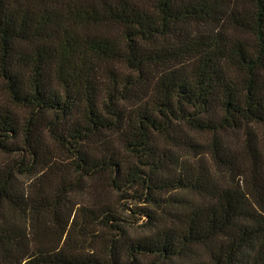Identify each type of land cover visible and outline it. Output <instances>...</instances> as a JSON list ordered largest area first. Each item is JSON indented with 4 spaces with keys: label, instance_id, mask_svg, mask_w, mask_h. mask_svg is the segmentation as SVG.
I'll return each mask as SVG.
<instances>
[{
    "label": "trees",
    "instance_id": "obj_1",
    "mask_svg": "<svg viewBox=\"0 0 264 264\" xmlns=\"http://www.w3.org/2000/svg\"><path fill=\"white\" fill-rule=\"evenodd\" d=\"M0 264H264V0H0Z\"/></svg>",
    "mask_w": 264,
    "mask_h": 264
}]
</instances>
